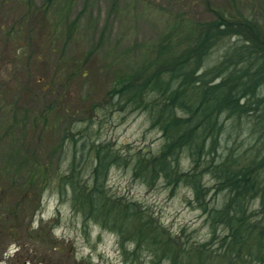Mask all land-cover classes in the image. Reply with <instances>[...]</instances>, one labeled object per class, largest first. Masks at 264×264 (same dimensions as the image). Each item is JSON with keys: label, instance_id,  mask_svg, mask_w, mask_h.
<instances>
[{"label": "trees", "instance_id": "16d2710c", "mask_svg": "<svg viewBox=\"0 0 264 264\" xmlns=\"http://www.w3.org/2000/svg\"><path fill=\"white\" fill-rule=\"evenodd\" d=\"M5 1L0 0V48L3 45L6 51L7 45H13L17 50L14 56L31 44L32 50L29 48L24 57L27 67L39 59L53 58L51 80L33 76L40 87L52 92L58 79L63 78L64 84L69 77L90 70L86 54L72 69L59 71L69 58L63 55V45L74 36L75 21L68 20L63 9L48 20L53 0H43L35 10L30 1L23 0L27 9L3 18L2 8H9ZM209 6L210 15L192 18L186 29L181 24L174 30L176 22H172L163 38L144 48L136 64L104 77L98 98L89 103L108 111H144L150 126L162 137L155 152L144 153L138 148L130 156L92 138L86 129H79L78 137L65 129L59 152L69 147L70 154L62 169L57 166L47 172L45 160L34 157L31 151L21 154L31 164L29 183L38 177L50 181L56 175L55 186L61 194L68 191L71 209L83 220L114 232L118 247L129 260H137L145 252L149 264H264V30L249 12H224ZM225 38L232 41L223 43ZM218 43L217 58L208 63ZM50 46L59 49L58 58ZM27 67L22 70L29 75ZM27 84L28 80L15 85L0 78V92L4 88L14 100L9 128L16 124L17 108L23 109L15 102L33 97ZM86 108L80 104L70 110L61 107L60 111L69 116ZM47 109L35 113L37 119H46ZM227 118L237 128L242 121L245 127L240 130L248 137L255 134L254 142L239 150L234 148L237 144L224 145L220 151ZM183 150L189 161L187 169L178 162ZM111 164H130L132 175L146 184L160 177L169 186L179 182L188 185L196 206L205 213L208 238L190 240L182 229L173 234L145 206L110 193L105 180ZM203 174L212 179L210 186ZM209 191L212 195L222 192V199L210 203ZM126 244L132 245L126 248Z\"/></svg>", "mask_w": 264, "mask_h": 264}, {"label": "rangeland", "instance_id": "374dc122", "mask_svg": "<svg viewBox=\"0 0 264 264\" xmlns=\"http://www.w3.org/2000/svg\"><path fill=\"white\" fill-rule=\"evenodd\" d=\"M42 1L28 0L34 10ZM5 4L9 8L1 7L3 18L15 17L28 8L23 0H6ZM209 5L224 12L234 9L249 12L264 30V0H53L46 14L48 20L63 9L64 16L75 21L74 36L63 45V55L69 58L59 71L72 69L86 54V65L91 66L84 75L71 76L64 84L61 74L62 79L55 82L52 92L40 87L33 77L42 75L45 80H51L52 57L39 59L27 67L24 57L29 48L32 50L31 44L25 45L24 53L14 56L17 50L13 45H7L6 51L1 45L0 51L4 52L0 55V78L15 85L28 80L27 88L33 97L15 102L24 110L17 108L16 124L9 128L14 100L11 92H5L4 88L0 92V264H149L145 252L137 260L125 258L114 232L85 221L74 212L68 191L61 194L55 186L56 175L50 181H40L38 177L29 183L31 164L21 154L31 151L34 157L45 160L47 172L57 166L62 169L70 154L69 147L59 152L65 129L75 137L79 136V129H86L92 138L104 140L130 156L138 148L144 153L155 152L162 137L156 127L150 126L144 111H108L90 107L89 103L98 98L104 77L136 64L144 48L163 38L172 22H176L173 29L179 30L181 24L182 29L188 26L192 18L208 17ZM231 41L232 38H225L223 43ZM220 44L213 46L208 63L217 58ZM49 48L54 58H58L59 49ZM7 66L11 75L9 69L5 70ZM25 66L30 68L29 75L22 70ZM80 104L88 108L78 109L69 116L60 111L61 107L70 110ZM45 108H48L46 119H37L35 113ZM224 124L220 151L231 144H237L234 148L239 150L254 142L255 134L248 137L246 131L240 130L245 127L242 121L238 128L230 118ZM240 140L242 144L238 146ZM178 158L180 167L187 169L189 161L184 150ZM202 178L206 185L212 184L208 174ZM105 184L110 193L145 206L169 232L178 234L182 229L190 240L199 242L208 238L205 213L196 206L188 185L179 182L169 186L160 177L146 184L132 175L130 164L109 165ZM216 198L222 199V192L210 196L209 202Z\"/></svg>", "mask_w": 264, "mask_h": 264}]
</instances>
